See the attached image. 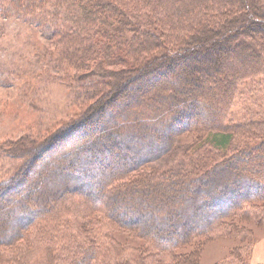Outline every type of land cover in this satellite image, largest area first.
<instances>
[{"label":"trees","instance_id":"1","mask_svg":"<svg viewBox=\"0 0 264 264\" xmlns=\"http://www.w3.org/2000/svg\"><path fill=\"white\" fill-rule=\"evenodd\" d=\"M6 11L40 28L77 90L43 135L0 143L24 159L0 181V264H204L217 236L243 245L217 264H250L264 230V0H0ZM202 91L223 110L214 128Z\"/></svg>","mask_w":264,"mask_h":264},{"label":"rangeland","instance_id":"2","mask_svg":"<svg viewBox=\"0 0 264 264\" xmlns=\"http://www.w3.org/2000/svg\"><path fill=\"white\" fill-rule=\"evenodd\" d=\"M33 10L30 8L29 12ZM5 13L6 16L0 19V143L2 145L16 142L24 135H43V130L51 126L56 119L70 113V102L77 90V84L69 85L66 80L57 77L55 61L44 55V48L47 49V45L40 28L24 23L23 18L8 17V11ZM37 16L40 17L41 12ZM231 44L233 45L234 42ZM173 71L176 73L170 75L167 82L170 85L175 76L179 75L180 67ZM202 95V99L199 97L198 101L206 109H202V105L199 107L201 121L212 118L208 126L213 125L215 118L220 117L223 110L220 107L214 113V103L218 101L212 100L211 97L214 99L215 97L209 92L202 91ZM248 96H237V104L232 106V110L240 114L244 108L242 100ZM197 134L193 132L184 136L183 142L188 143ZM23 160L11 158L1 150L0 181L13 173ZM61 218L66 217L62 214ZM72 219L73 217L64 223L66 227L72 226ZM253 230L257 234L258 241L252 245L249 263H264V230L257 227ZM112 234L120 235L118 231ZM239 246L243 247L238 240L224 236L214 237L202 246L200 261L204 264H217L231 257L233 249ZM243 251L242 255L245 254L244 248Z\"/></svg>","mask_w":264,"mask_h":264}]
</instances>
